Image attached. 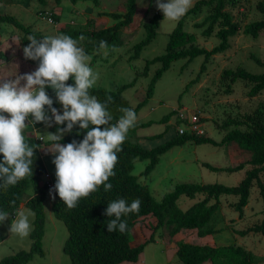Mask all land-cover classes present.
Segmentation results:
<instances>
[{
	"label": "rangeland",
	"instance_id": "374dc122",
	"mask_svg": "<svg viewBox=\"0 0 264 264\" xmlns=\"http://www.w3.org/2000/svg\"><path fill=\"white\" fill-rule=\"evenodd\" d=\"M196 0H192V6ZM259 0H233L226 3L234 20L239 23V31L229 39L230 46L222 53L210 57L204 69L201 68L203 56H197L191 61L178 59L171 63L161 77L156 81L154 91L147 102L139 109L136 123L152 121L151 125L129 130L127 136L133 141H138L145 148L156 147L176 135L177 126L181 123L176 118L179 110L184 109V114L196 113L199 117L203 136L220 141L226 132L235 126L230 123L226 126L227 119H241L244 114L252 113L260 105L264 104V90L256 96H249V85L241 79L231 84V90L226 91V83L221 80L222 70L226 68L244 67L252 73H260L264 69L254 62L251 55H255L264 61V30L258 37L253 38L242 32L243 26L253 20L262 17L257 8ZM138 7L133 21L121 31L122 44L112 51L100 50L89 52L91 56L90 67L99 73V79L94 86H102L107 89H116L122 83L136 79L133 86L126 88L122 94L134 107L145 97L147 85L159 63L150 65L147 74H141L147 59L159 55L165 51L168 36L176 25V21L163 19L157 29L154 39L140 52L139 57L130 60L134 43L141 40L144 35L143 22L148 20L158 10L156 0H138ZM191 6V7H192ZM44 10L59 16V21L49 23L45 16H40L38 10ZM125 0H1L0 12L12 14L22 23L31 25L33 29L40 31L44 36H57L59 28H81L86 24L88 18L95 19V26L105 27L112 25L115 21L102 12H123ZM209 12L207 7H202L198 13L185 14L184 29L193 33L194 43L210 49L218 43L213 32L210 36L202 34L203 27H197ZM53 20V19H52ZM22 32L8 23L0 24V51L6 59H0V79L13 78L35 71L39 64L34 60L25 59L23 48L28 46L21 42ZM96 55V56H95ZM63 113V107L59 110ZM170 111H175L167 122L159 120ZM244 128V125H240ZM31 129V128H30ZM29 131V129H28ZM27 129L24 134L28 133ZM30 133L36 136L46 137L52 133L50 128L44 125L35 127ZM162 132L158 137L151 135ZM37 133V134H36ZM47 141V140H45ZM51 145L40 141L38 146L42 159L44 173L50 175V180L55 185L54 156L48 150ZM250 152L241 149L235 142L224 145L211 143H195L188 140L181 145H175L158 157L153 170L148 175H142V171L148 164V160L135 158L133 160L132 173L137 176L141 184L149 188L151 195L159 200L163 194L171 191L178 183H221L227 186L237 185L245 176V171L250 165ZM209 163L216 167L235 166L245 163L243 169L233 172L212 171L203 163ZM44 173L40 175L41 183L44 182ZM260 180L264 183V171L260 174ZM26 196L20 204L19 209L30 210L25 206V200L31 195L29 187L25 191ZM203 195L196 194L194 198L182 195L177 205L184 210ZM59 197L56 194L55 200ZM235 195H221L219 198V210L213 216L211 225L216 228L213 234L199 237L195 230H183L175 236L168 234L166 227L159 228L154 233V241L148 243L138 261L122 262L120 264H182L175 255L177 241H189L198 244L210 245H241L245 249L262 257L258 264H264V236L260 233L248 232L241 236L235 232L236 229H246L254 224L260 223L262 219V200L256 183L251 188L249 202L244 207L243 217L239 218L233 203L237 201ZM51 198L49 190L44 200L45 211V233L42 238L44 256L34 254L26 264H70L69 257L62 251L64 240L67 237V229L64 223L57 219L52 210L55 201ZM33 213V211L31 210ZM16 216V215H15ZM13 218H9L0 224V259L14 254L19 250H28L31 239L11 234L9 231ZM31 229L33 227L34 215L29 217ZM156 223L155 217L146 215L141 217L130 234V242L137 245L148 239L152 228ZM31 231V230H30ZM211 264V263H203Z\"/></svg>",
	"mask_w": 264,
	"mask_h": 264
},
{
	"label": "trees",
	"instance_id": "16d2710c",
	"mask_svg": "<svg viewBox=\"0 0 264 264\" xmlns=\"http://www.w3.org/2000/svg\"><path fill=\"white\" fill-rule=\"evenodd\" d=\"M1 1V0H0ZM44 3V0H39ZM59 3L61 0H54ZM76 2V0H71ZM138 0H125V10L123 12H102L101 14L110 16L115 22L105 27L95 26V19L88 18L86 24L81 28L61 27L59 34L69 35L79 40L80 36L84 39L80 41L84 51L96 52L98 55L100 50L112 51L122 44L121 31L124 27L132 23L136 13ZM233 0H196L187 14L198 13L202 7L209 9L208 14L198 23L197 27H203L202 34L210 36L215 32L218 43L210 49L199 46L194 43L195 36L193 33L184 29V19L181 17L177 20L176 25L168 36L165 51L159 55L153 56L145 61L141 74H147L150 65L159 63V67L154 71L147 85L145 97L132 107L122 92L135 83V78L129 82L122 83L116 89H107L102 86H93L89 89L90 95H94L98 101L107 104L108 111L112 114V124L117 123L118 119L123 115L121 108L134 109L136 114L139 109L152 96L155 83L161 75L169 69L172 62L178 59H186L191 61L197 56H203L201 68L204 69L205 62L215 54L222 53L230 46L229 39L236 35L239 31V23L234 20L232 14L226 10V3ZM257 8L262 13V17L246 23L242 32L256 38L261 31L264 30V0L257 2ZM40 16H50L54 23L59 21V16L44 10L37 11ZM164 14L160 10L155 11L152 16L143 22L145 35L138 42L134 43L132 52L129 55L130 60L139 57L143 47L148 45L156 36L160 21ZM8 23L22 32L21 42L29 45V36H35L38 40L44 36L40 31L32 28L31 25L22 23L12 14L0 12V24ZM107 41L108 47L100 49V42ZM95 55V56H96ZM251 58L256 64L263 67L264 61L255 55ZM0 59H6L3 52L0 51ZM39 64V61H35ZM220 78L226 83V91L231 90V84L241 79L249 85L248 95L256 96L264 90V70L260 73H252L244 67L237 66L235 68H226L222 70ZM74 85V78L68 82ZM48 95L53 99V107L58 110L62 105L58 102L54 90L50 87L46 88ZM111 97L109 102L108 98ZM175 111H170L164 115L159 122H167ZM49 115H51L49 110ZM31 119V117L29 118ZM64 125H56L50 127L52 133H56L58 128L66 127ZM152 121L135 123L131 130L151 125ZM235 124L230 128L220 141L203 136L189 133L177 134L165 141L164 143L153 147L145 148L138 141H133L126 137L121 145L122 150L117 153L118 162L114 168L115 175L111 176L106 183L112 184L110 191H105L104 185L98 187L95 192L90 193L87 197L81 198L77 206L68 208L60 197L52 204L54 216L61 220L66 229L67 237L64 240L62 251L69 257L70 264H120L122 262H137L139 255L144 247L154 241V233L161 227L168 229V234L174 236L184 229H192L196 231L199 237L213 234L217 230L211 223L213 216L219 210V198L221 195H235L237 201L233 203L235 211L238 212L239 218L243 217L244 207L249 202L251 188L256 183L259 189V195L262 200V219L260 223L254 224L246 229H236L235 232L241 236L248 232L260 233L264 236V183L260 180V174L264 171V104L260 105L252 113L244 114L241 119H227L225 125ZM45 124L40 122L34 127L41 128ZM244 125V128H240ZM92 127V126H90ZM103 127V126H102ZM30 125L26 128L30 129ZM25 133L26 141L30 145H35L37 150L32 158V175L18 181L14 186H9L5 191L0 187V211L7 212L9 218L16 215L26 196V189L31 187L32 194L28 195L25 200V206L34 213L33 227L29 233L31 239L30 248L28 250H19L12 255L5 256L0 259V264H26L34 254L44 256L42 246V238L45 233V211L44 200L48 188L46 184L40 181V175L44 173L41 155L38 150L40 139L33 136L32 133ZM87 134V130L79 128L76 125L70 133H65L62 144L71 143L73 140L82 141ZM162 132L151 135L158 137ZM192 140L195 143H211L214 145H224L235 142L241 149L250 152V159L247 163L250 165L245 171V176L237 185L227 186L221 183H178L174 188L156 200L150 193L149 188L138 181L136 175L132 173L133 160L135 158L148 160V164L142 171V175H148L158 161V157L175 145H181L184 142ZM52 141H44V144L50 145ZM3 161V155L0 154V162ZM203 165L212 171L233 172L244 168L245 163L235 166L216 167L204 162ZM2 183V181H0ZM196 194L203 195L202 198L194 201L186 209L182 210L178 207L177 201L182 195L194 198ZM125 199L130 205L132 201L140 199L141 205L139 212L130 213L122 216V220L127 221V231L121 233L118 230L109 233L107 230V222L110 217L105 215L108 204L114 200ZM15 201V204L12 203ZM146 215H152L156 219V223L152 228V232L148 239L132 245L130 242V232L136 222ZM175 255L182 264H203L205 262L211 264H258L261 261L260 256L245 249L241 245H210L198 244L187 241H177Z\"/></svg>",
	"mask_w": 264,
	"mask_h": 264
},
{
	"label": "clouds",
	"instance_id": "9594fccd",
	"mask_svg": "<svg viewBox=\"0 0 264 264\" xmlns=\"http://www.w3.org/2000/svg\"><path fill=\"white\" fill-rule=\"evenodd\" d=\"M156 4L164 20L176 21L187 13L192 0H156ZM83 39V36L77 40L64 34L39 40L29 36L30 44L23 48L24 56L39 61L38 68L31 73L0 79V154L3 155L0 187L5 191L32 175V158L37 148L26 141L24 130L40 122L46 128L53 123L64 125L67 122L66 127L58 128L56 133L48 132L46 137L40 138L53 142L48 150L54 156L55 165L56 183L49 190L53 200L58 194L71 209L101 185L105 191L112 189V184L106 182L115 175L117 153L122 150L128 131L134 127L137 114L134 109L121 108L123 115L112 124L113 116L107 104L90 95L89 89L98 81L99 73L90 67L91 56L79 46ZM107 47V41L102 40L100 49ZM71 78H74V85L67 83ZM48 87L54 90L62 105V114L53 107L54 101L46 91ZM108 100L110 102L111 97ZM76 125L87 130L83 140L60 143L65 133H70ZM140 205V199L130 205L122 198L110 202L105 210V215L111 218L107 222L108 232L127 231V221L121 218L138 213ZM8 215L0 211V224L8 220ZM31 215H34L31 210L18 209L9 229L11 234L27 237Z\"/></svg>",
	"mask_w": 264,
	"mask_h": 264
},
{
	"label": "built area",
	"instance_id": "2783aa9c",
	"mask_svg": "<svg viewBox=\"0 0 264 264\" xmlns=\"http://www.w3.org/2000/svg\"><path fill=\"white\" fill-rule=\"evenodd\" d=\"M47 21L49 23H53V20L50 16H46ZM184 109H181L178 111L176 114V118L181 121V123L177 126L176 132L177 134H184V133H189V134H194V135H203L204 134V129L201 126V123L199 121V117L197 116L196 113H189L184 114L183 113ZM32 129H35L33 125H31ZM38 139L41 138V136L37 137ZM45 176V184L48 188V190L54 188V184L50 180V175L48 173L44 174Z\"/></svg>",
	"mask_w": 264,
	"mask_h": 264
},
{
	"label": "crops",
	"instance_id": "0c3cea01",
	"mask_svg": "<svg viewBox=\"0 0 264 264\" xmlns=\"http://www.w3.org/2000/svg\"><path fill=\"white\" fill-rule=\"evenodd\" d=\"M184 230H192V229H184ZM181 231H183V230H181ZM179 232H180V231H179ZM179 232H178V233H179ZM178 233H177V234H178ZM177 234H176V235H177ZM174 236H175V235H174ZM187 242H189V241H187ZM205 263H208V262H205Z\"/></svg>",
	"mask_w": 264,
	"mask_h": 264
}]
</instances>
